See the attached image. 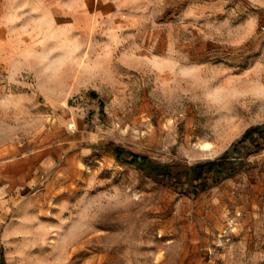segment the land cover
<instances>
[{"label":"rangeland","instance_id":"rangeland-1","mask_svg":"<svg viewBox=\"0 0 264 264\" xmlns=\"http://www.w3.org/2000/svg\"><path fill=\"white\" fill-rule=\"evenodd\" d=\"M41 22L0 60L4 264H264V134L198 197L108 148L181 172L264 124V0H136L90 40Z\"/></svg>","mask_w":264,"mask_h":264},{"label":"crops","instance_id":"crops-1","mask_svg":"<svg viewBox=\"0 0 264 264\" xmlns=\"http://www.w3.org/2000/svg\"><path fill=\"white\" fill-rule=\"evenodd\" d=\"M136 0H0V60L28 57L17 48L18 27L40 25L58 27L60 31L71 30L76 34L92 38L93 32L102 22L115 24L124 11L131 8ZM9 27L16 26V30ZM23 31V30H22ZM9 32V33H7ZM92 40V39H91ZM11 62L12 72L19 62Z\"/></svg>","mask_w":264,"mask_h":264},{"label":"trees","instance_id":"trees-1","mask_svg":"<svg viewBox=\"0 0 264 264\" xmlns=\"http://www.w3.org/2000/svg\"><path fill=\"white\" fill-rule=\"evenodd\" d=\"M262 134H264V124L251 126L216 159L197 162L189 169L181 172L172 170L167 163L152 165L150 158L147 156L126 152L118 145L109 144L108 148L112 149L116 161L142 170L154 182L174 192L183 195L192 194L194 197H198L200 193L211 187L207 182L208 177L211 179L212 185H217L242 170L244 161L238 160L237 147L240 144L250 142L256 150L260 149L259 141ZM189 172L193 173L190 190L188 191L186 188L179 189V186L184 184L183 177ZM0 264H4L2 255H0Z\"/></svg>","mask_w":264,"mask_h":264}]
</instances>
